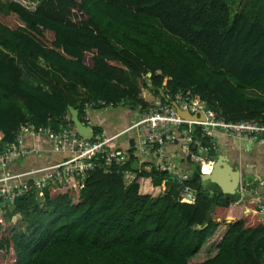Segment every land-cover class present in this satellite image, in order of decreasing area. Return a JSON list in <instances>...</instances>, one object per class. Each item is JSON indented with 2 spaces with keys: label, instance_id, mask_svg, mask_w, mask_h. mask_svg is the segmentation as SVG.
Wrapping results in <instances>:
<instances>
[{
  "label": "trees",
  "instance_id": "obj_1",
  "mask_svg": "<svg viewBox=\"0 0 264 264\" xmlns=\"http://www.w3.org/2000/svg\"><path fill=\"white\" fill-rule=\"evenodd\" d=\"M187 88L218 117L264 122V0L234 12L228 0H0L2 142L23 122L60 127L68 105L86 122L85 102L122 100L135 112L142 89ZM116 147L121 162L99 159L81 187L49 184L13 201L1 215L0 264H264V220L244 211L264 202L205 186L200 163L183 180L194 202L180 201L170 171L138 168L132 140ZM127 168L135 177L125 184Z\"/></svg>",
  "mask_w": 264,
  "mask_h": 264
},
{
  "label": "built area",
  "instance_id": "obj_2",
  "mask_svg": "<svg viewBox=\"0 0 264 264\" xmlns=\"http://www.w3.org/2000/svg\"><path fill=\"white\" fill-rule=\"evenodd\" d=\"M171 100L180 108L197 113L198 117L190 119L180 115ZM122 102L107 101L103 98L85 102L82 117L86 120L84 122L91 126L88 135L73 127L68 116L65 123L58 128H52L50 125L34 126L30 121L23 122L14 131L13 140L0 141V222L1 212L11 207L13 201L20 196L30 193L42 196L43 187L49 184L70 182L81 187L87 172L98 164L99 159L104 160L107 165L112 161L121 162L123 155H119L116 142L123 133H130L138 168L154 167L170 171L180 182V201L190 203L194 202L195 190L183 183L189 176L188 164L200 163L201 171L206 172L203 170V163H212L214 160L207 152H218L219 149L215 139L217 132L264 143V122L253 119L225 120L218 117L191 88L153 95L151 99H146L145 104L137 106L136 117L123 129L110 133L102 128L100 132L93 134L92 110L121 106ZM29 135H44L50 140L54 150H68L69 155L52 164L11 172L8 169L10 163L25 156L29 151L38 150L36 146L26 144L25 137ZM205 135L213 136L210 142L203 141L202 137ZM122 174L125 184L135 177V171L129 168L124 169ZM161 185L164 190L165 179L161 181ZM254 212H264L263 206L259 205Z\"/></svg>",
  "mask_w": 264,
  "mask_h": 264
},
{
  "label": "crops",
  "instance_id": "obj_3",
  "mask_svg": "<svg viewBox=\"0 0 264 264\" xmlns=\"http://www.w3.org/2000/svg\"><path fill=\"white\" fill-rule=\"evenodd\" d=\"M39 63L41 64V62ZM29 81L34 84L40 82V80L35 77H32V80ZM142 95L146 99H151L153 97V94L148 89H143ZM136 115L137 110L134 112L124 106L103 110L94 109L91 112L93 124L101 126L106 132L110 133L118 132L123 129L136 117ZM215 136L219 147L218 152L226 154L229 158V162L239 170L242 190L245 192L244 196L240 195L241 197L239 200L243 201L244 197H252L253 200H261V203H263L264 143L222 132H217ZM129 140H132L130 133H123L118 137L117 142L118 144H126ZM25 142L28 146H36L38 150L37 152L29 151L25 156L10 163L8 169L11 172H21L27 169L52 164L69 155L68 150H54L50 140L44 135H39L38 137L26 136ZM245 207L249 208L247 211L244 209L245 212H254V209L258 208L253 209L249 206ZM261 255L264 261V249L261 251Z\"/></svg>",
  "mask_w": 264,
  "mask_h": 264
},
{
  "label": "water",
  "instance_id": "obj_4",
  "mask_svg": "<svg viewBox=\"0 0 264 264\" xmlns=\"http://www.w3.org/2000/svg\"><path fill=\"white\" fill-rule=\"evenodd\" d=\"M147 74H150V72L148 71ZM170 102L175 106L177 112L180 115L190 119L198 117L197 113H190L188 110L180 108L174 100H171ZM68 110V119L72 121V123L80 133L88 135L91 132V126L85 123L80 118L78 104L76 103L73 105H68ZM201 117L204 118V115L201 114ZM211 165L212 169L210 170V172H202L201 177L203 180L208 179L213 183H217L224 193L231 195L239 193L241 196L245 195L244 190H242L239 170L229 162V158L226 154L218 152ZM215 165L218 166L220 169H223L224 175L222 180L213 178V168L215 167ZM248 209V207H245V211H247ZM259 217L264 219V212H259Z\"/></svg>",
  "mask_w": 264,
  "mask_h": 264
},
{
  "label": "rangeland",
  "instance_id": "obj_5",
  "mask_svg": "<svg viewBox=\"0 0 264 264\" xmlns=\"http://www.w3.org/2000/svg\"><path fill=\"white\" fill-rule=\"evenodd\" d=\"M18 1H20L21 3H23L24 5H26L29 8H33L39 2V0H18ZM228 2L230 4L231 12H234V11H236L239 8L241 0H228ZM236 3H238V4L236 5ZM37 61L41 62V64L44 65V66H48V64L41 57H38ZM21 67H22V70H23L24 78H26L27 80H32V76L29 75V73L26 71V68L24 66H22V65H21ZM246 91L248 93H253L254 92V91H251L250 89H247ZM203 184L205 186H207V185H209V186L216 185L215 183L209 181L208 179H204L203 180ZM2 209H3V207H2ZM4 210L1 212V215H3ZM4 264H10V263H4Z\"/></svg>",
  "mask_w": 264,
  "mask_h": 264
},
{
  "label": "bare ground",
  "instance_id": "obj_6",
  "mask_svg": "<svg viewBox=\"0 0 264 264\" xmlns=\"http://www.w3.org/2000/svg\"><path fill=\"white\" fill-rule=\"evenodd\" d=\"M212 169V165L211 162H204L203 163V170H205L206 172H210V170ZM213 178L214 179H218V180H222L224 172L223 169H220L218 166L215 165V167L213 168Z\"/></svg>",
  "mask_w": 264,
  "mask_h": 264
}]
</instances>
